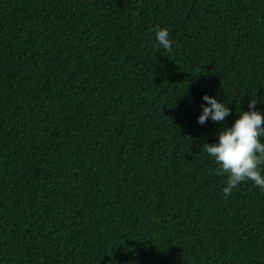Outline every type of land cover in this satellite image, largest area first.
I'll return each instance as SVG.
<instances>
[{"label": "trees", "instance_id": "obj_1", "mask_svg": "<svg viewBox=\"0 0 264 264\" xmlns=\"http://www.w3.org/2000/svg\"><path fill=\"white\" fill-rule=\"evenodd\" d=\"M253 93L264 0H0V264H264V189L202 150Z\"/></svg>", "mask_w": 264, "mask_h": 264}, {"label": "clouds", "instance_id": "obj_2", "mask_svg": "<svg viewBox=\"0 0 264 264\" xmlns=\"http://www.w3.org/2000/svg\"><path fill=\"white\" fill-rule=\"evenodd\" d=\"M154 39L159 46L171 51L172 40L168 29L157 26ZM202 100V111L197 117L199 124L209 120L224 124L226 118L232 115L229 106L215 96L205 93ZM258 104H264V94L257 96L253 93L248 99V109L240 110L230 126L225 125L215 133V142H206L202 147L227 177L222 189L225 198L241 182L248 180L264 189V112L257 109Z\"/></svg>", "mask_w": 264, "mask_h": 264}]
</instances>
